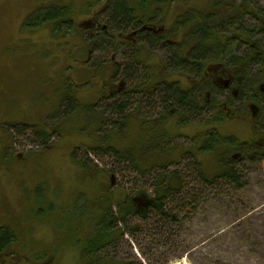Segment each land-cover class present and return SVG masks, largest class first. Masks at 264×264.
Wrapping results in <instances>:
<instances>
[{
  "label": "rangeland",
  "instance_id": "1",
  "mask_svg": "<svg viewBox=\"0 0 264 264\" xmlns=\"http://www.w3.org/2000/svg\"><path fill=\"white\" fill-rule=\"evenodd\" d=\"M39 1L42 0H11L0 4V34L12 30L13 35L6 41L8 43L0 42L5 44L2 51L7 54V61L0 62V131L4 130L0 133V227H12L17 238L1 256V264H91L89 259L84 260L83 249L90 239L89 234L98 228L108 209V189L114 186L120 191L113 195L124 191L131 197L146 191L149 199L154 195L152 185L162 171L157 168L151 173L135 172L129 159L119 164L108 153L112 148L122 152L133 148L129 152L136 162H140L141 157L146 163L152 152L157 153L154 156L157 163L171 161L165 177L179 171L184 182L182 195L185 193L195 201L197 210L190 212L186 207L181 213L175 206L171 207V215L177 221L163 238V234L160 238L156 231H151L153 217L146 222L133 218L129 225L137 229V233L130 235L122 228L127 234L117 251L92 256V259L96 257V262L98 258L97 264H264V160L257 157L254 162L245 160L239 162L241 166H234L242 175L239 177L242 178L241 190L231 187L217 190L218 185L206 196V191L202 193V187L196 183L201 179L192 159L196 157L201 161L211 179L219 172L217 158L199 151L209 132L216 130L222 137L233 136L241 142L256 143L259 139L255 137L254 125L259 119L253 117L256 108L251 105L258 108L260 116L264 113V96L258 102L237 101L229 91H222L228 75L222 76L221 82L210 84L205 94L208 100L218 101L220 105L216 102V109L211 108L198 116L200 123L192 121L198 124L189 125L185 123V115L174 117L164 111L154 95L149 96L141 90L134 97L133 107L135 110V103H138L144 106V111L127 116L125 127L121 128L114 125L118 117L107 110L114 99L102 101L101 112L88 106L109 96L104 85L112 88V93L118 89L130 93L137 90V83L127 85L119 76L118 66L136 67L135 77L141 81L139 84H144L149 79L147 73L152 71L156 81L159 64L163 67V63L156 61L164 62L166 52L157 51L153 57L147 55L146 59L154 63L133 65L131 62L137 59V52L132 44L137 37L131 32L125 39L111 34L114 45L106 53L99 52L104 33L101 29L106 23L105 10L109 4L106 0L93 7L90 5L95 1L91 0H62L64 5L71 3L76 14L74 28L68 36H59L52 28L22 33L25 17L37 9ZM169 2L172 4L166 7L171 10L168 12L170 18L182 15V8L192 7L209 15L214 3L229 8V4L242 0H187L188 4L184 5ZM248 2L264 18V0ZM173 22L176 21L155 20L153 25L157 28L164 25V30L168 31ZM211 22L214 24L215 20ZM248 24H251L250 19ZM177 36L183 37V33ZM258 41L264 47V36ZM232 46L233 55L247 51L241 43L234 42ZM91 48L97 52L94 58L97 67L87 65L92 64ZM112 63L115 68L111 70ZM208 64L202 74L210 68L213 72H209L208 77L222 75H218L221 67ZM82 65L88 71H79ZM225 69L227 74L233 75L234 70ZM258 72L255 65L250 67L247 72L249 85L254 83L250 77L256 76V83L264 88V76ZM187 75L196 80L200 74L188 72ZM171 77L167 75L170 80ZM165 82L172 83L166 79ZM185 86L182 83V88L188 89ZM224 103L239 115L222 110L221 121H217ZM102 119H108L109 123L101 132ZM17 122H27L31 129H20L19 133L2 127L5 123ZM141 122H146L148 127H143ZM32 126L43 129L49 137L43 139ZM167 137L173 139L168 146ZM100 145L104 149L97 152L98 156L88 150V146ZM159 154L165 155L159 157ZM243 157L239 155L235 161ZM136 197L141 203V195ZM40 259L42 261H35Z\"/></svg>",
  "mask_w": 264,
  "mask_h": 264
},
{
  "label": "trees",
  "instance_id": "2",
  "mask_svg": "<svg viewBox=\"0 0 264 264\" xmlns=\"http://www.w3.org/2000/svg\"><path fill=\"white\" fill-rule=\"evenodd\" d=\"M92 1L95 2L91 4L90 7L96 5L97 2H102V0H91L90 2ZM107 1H109V6L106 5V23L103 26H106L108 31L112 34H117V36L126 32H134L137 35L146 36L152 41V44H150L151 47L155 49L159 46L157 47L159 52H166L165 61L167 60L165 64L163 63V67L159 64V75L156 81H154V71H152L147 73V77L150 79L149 83L144 85L139 84L141 81L135 77L137 76L136 68L130 67L127 76L131 78V83L138 84L137 90L132 91L130 95H125L121 94V90L118 89L114 91L113 94L101 98L104 101L114 99L112 107L107 109L110 114L114 115L113 117H118V120L114 121V125L123 128L125 127L127 116H135L136 112L140 110H142L141 112L144 111V106L138 105V103H135V110L133 107L135 98L132 97V95L139 93L141 90L146 92L149 96L154 95L164 111L169 114H174V117L181 118L185 115V117H187L185 119L186 124H194L192 121L200 120L201 118L198 116H203V114L209 112L211 108H217L216 101L212 100L211 102L205 95L207 90L205 88L209 85L203 82L197 84L189 83L188 89L184 90L182 88V83H168L165 82V79L167 75H171L167 74L166 71H173L172 74L189 72L202 75L206 63H225L229 68L238 69L236 73V87L241 92L243 96L242 99L248 96L250 97L251 94H255L256 97L258 96L259 100L264 96L262 93L263 90L260 88L261 86L259 87L256 83V76L250 77L254 82L252 86L249 85L248 82L249 75H247V72L251 66L253 67L255 65V68L259 70L257 74L264 76V47L260 44V41H258L259 37L264 36V18L259 15L256 8H251L252 6L250 2H248L249 0H242V2L238 4L234 2L229 4V8H227V6L225 8L224 4L221 6L218 3H214L212 5V12H209V15L205 14L203 10L198 11L195 8H182L184 10L183 14L174 16V21L177 22L173 28V35L174 38H176L178 34L183 33V37L175 41V44L172 45H169V37L162 35V32H159L155 26L156 24L153 25L155 20L167 22V19H171V17H168V12L171 10L166 7L172 4L169 2L170 0H106V2ZM172 1L176 3L180 0ZM4 2L10 3L11 0H0V4ZM39 2L41 4L37 6V9L25 17L26 19L23 21L21 32L24 33L27 30H31V32L34 33L35 31L52 28L54 32L57 31L56 33L59 36L64 34L68 36V33L74 28V18L76 17V14L73 12L74 9L71 8V3L69 5H64V3H61L62 0H42ZM89 11L90 9L88 12ZM177 16L178 19L176 20ZM213 19L215 20L214 24L211 22L214 21ZM248 19H250L251 24H248ZM160 26H158V28ZM11 32L12 30L0 34V42L8 43L6 41L13 36ZM20 38L22 37L20 36ZM107 38L110 39V41L108 43L105 41L101 42L98 48L99 52L106 53L107 50L114 45V40H112L113 37L109 35ZM234 42L241 43L247 51L245 53L239 52V54L233 55L231 49L233 48L232 45ZM87 44H89V41ZM4 47L5 44H0V62L2 63L7 61L5 57L7 54L2 51ZM186 51L187 55L184 58V53ZM186 59L187 62H181ZM176 61L180 63H175ZM11 63H13V60H11ZM79 71L86 72L88 70L82 65ZM159 79H161L160 83ZM137 80L139 83L135 82ZM134 84L131 88L134 87ZM75 102L79 104L77 101ZM101 106L102 104L98 103L95 107H88L93 111L101 112L99 110ZM81 108L87 109V107L83 106H81ZM102 120L103 122H100L102 124V126L100 125L101 128L109 123L108 119ZM263 121L264 114L261 115L259 122L255 124V137L258 139L264 138ZM141 123L143 127L148 125L146 122ZM4 126L7 127V129L11 128L19 133H21L22 129H31L29 128L31 125L27 122H17L16 124L5 123L2 127ZM32 127L35 129L34 132H36V134L41 135L40 137L43 136V139L49 137L42 132L43 129L38 130L37 126ZM103 128L100 130L101 132ZM3 131L4 130H1L0 133ZM8 135H10L9 131ZM172 141L173 139L167 137L166 146ZM167 149L169 150V148ZM92 150L95 153L101 152L103 147L100 146ZM129 150H133V148L126 149L124 150L125 152L112 148L108 153L112 154V157H114L119 164L125 163L126 160L129 159L135 172L140 174L151 173L154 169L160 168V170H162L161 175L157 176L158 179L155 184L152 185L156 190V195L153 196V199L151 197L149 198L151 206L144 212H140L132 200L125 205L120 203L118 205V207L120 206L119 213L118 211L115 213L111 209L112 204L109 206V210L104 213L102 221L98 224V228H95V231L89 234L90 239L85 242L83 258L84 260L89 259L91 264H97L99 261L97 258L96 262V257L92 259V256L105 251L108 245L112 246L119 240L123 241L127 233L126 229L129 231L130 235L137 233L138 230H134L129 225V222L133 218L138 217L146 222L150 221L149 219L153 217L154 221L150 225L151 230H160L159 226L162 224V229L165 230L162 235L163 238V236H168L166 231L169 224H171L170 227H172L174 221H177V218L171 215V207L173 208L175 206L176 211L179 209L178 212L181 213L184 212L186 207H189L190 212H192L193 209L197 210V207H194L197 203L194 204L195 201L189 196H185V193L184 196L182 195L181 190L184 182L182 175L178 173L179 171L173 173L170 177H165L167 176L165 175L166 171L172 166L171 161H160V163H157L154 159L157 153L152 152L147 156L149 161H146V163H144L141 157L140 162H136L134 161L133 153L129 152ZM199 151L209 156L212 155V157L217 158L218 161V165H216L219 171L218 175L209 179L207 170L201 161H197L196 157H192L194 166L199 175L198 177L201 179L196 180V183L202 187V193L206 191V196L209 195L208 193L212 192L211 190H216L218 185L219 187L217 190L221 188L222 190H228L230 187L241 190L242 178L239 177L242 175H239L238 172L235 171L234 166H241L239 162L245 160L254 162L257 157L260 160H264V157H262L263 152L260 147L253 145L251 142H241L233 136L222 137L216 130L206 135V139L203 141V145ZM169 154L170 152L168 151L167 155ZM163 155L165 154H159L158 156L162 157ZM239 155H243V159L241 161H235L236 157ZM180 165L181 163L178 162V166ZM90 170H93V168H90ZM143 192L145 195L147 194L146 191ZM200 195L199 192L196 197L199 198ZM118 224L126 228L124 232ZM16 239L12 227H0V264L2 254L8 251V248Z\"/></svg>",
  "mask_w": 264,
  "mask_h": 264
},
{
  "label": "flooded vegetation",
  "instance_id": "3",
  "mask_svg": "<svg viewBox=\"0 0 264 264\" xmlns=\"http://www.w3.org/2000/svg\"><path fill=\"white\" fill-rule=\"evenodd\" d=\"M178 2H180V3H183V5L184 4H188V2H187V0H180V1H178ZM190 8H192V7H190ZM171 19L172 20H174V16H171ZM178 18H176V20H177ZM168 20V19H167ZM106 22V21H105ZM177 22V21H176ZM176 22H173L172 23V27H171V29L170 30H168V31H165L164 29H165V27L164 26H160L159 28H157L158 29V31L159 32H162V35H166V36H168L169 37V45H172V44H175V41H177V40H179L181 37H176V38H174V35H173V28H174V26L176 25ZM166 26V25H165ZM104 28L103 29H101V30H103L104 31V33L102 32V36H101V38H100V41L101 42H106V43H108L109 41H110V39H108L107 37L109 36V35H111L112 33L110 32V31H108L107 29H106V26H103ZM163 30H164V32H163ZM130 32H126V33H122V35H118V36H121L122 38L124 37V39L126 38V37H128L127 35H130V34H134V36H136L137 37V39H136V41L134 42V44H132V45H134V49H135V52H137V59H135L134 61H132L131 63L134 65L135 63H154V62H151L150 60H148V59H146L147 58V55H149V56H151V57H153L154 56V54L158 51L157 49V47H159V46H157L155 49L153 48V47H151L150 46V44H152V41L150 40V39H148L146 36H140V35H137V34H135L134 32H131L130 34H129ZM106 37V38H105ZM100 42V43H101ZM149 45V46H148ZM188 51V50H187ZM187 51L184 53L185 54V56H184V58L186 57V55H187ZM97 52L96 51H91V58H90V61H91V63H92V61L94 60V58H95V54H96ZM136 54V53H135ZM140 56H142V57H140ZM139 57H140V60H139ZM167 61V60H166ZM166 61L164 60V62L163 61H156V63H166ZM181 62H183V63H185V62H187V59L186 60H182ZM175 63H180V62H178V61H176ZM211 65H216V66H219V63H212ZM94 66H98V63L96 62V63H94ZM119 67V66H118ZM131 67V65H128V66H124V68L123 67H119L120 68V75L119 76H121L122 78H123V80H124V82H127V85H128V83H130L131 82V78L129 77V76H127V72H128V69ZM136 68V67H135ZM137 71V70H136ZM171 72H173V71H171ZM209 72H213V70H211V69H209ZM209 72L207 73V75H209ZM221 72V71H220ZM219 72V73H220ZM226 72H224L223 70H222V74H224L225 76H226V74H225ZM175 76H177L176 77V82H179V83H189V82H194L187 74H185V72H182V73H179V74H172V80H173V82H174V79H175ZM202 78V79H201ZM212 78V77H211ZM214 78V77H213ZM216 78V77H215ZM220 77H218L217 79H216V83H219V81L221 82V80H218ZM138 79V78H137ZM168 78H166V80H167ZM198 81L200 82V80H202V82H206V80L208 81V82H213V83H215V80L214 81H211V80H209L208 78H206V75L203 73L201 76H198ZM149 80V79H148ZM147 80V81H148ZM145 82L144 84H147V83H149V81L148 82ZM137 82L139 83V81L137 80ZM207 82V83H208ZM229 82H231V79H228V81H227V83H229ZM125 84V83H124ZM144 84H141V85H144ZM120 93L121 94H125V95H130L131 93L130 92H128V91H126V89L125 90H121L120 91ZM128 93V94H127ZM135 95H136V93L135 94H133L132 95V97H135ZM225 106H227L226 104H225ZM257 147H260L261 148V150L264 152V140H262V142H261V139H259L257 142ZM127 193V192H126ZM124 191H121V193H120V196L122 197V204H127V203H130L131 202V200L136 204V207H137V209L140 211V212H144V211H147L149 208H150V206H151V202L149 201V199L148 198H146V195L144 194V192H139L136 196H138V195H141V198H143V200H141V203H138V201H139V199L140 198H138V197H136V196H134V197H136V198H134V197H131L128 193L126 194ZM154 195H156V190L154 189ZM146 200L148 201V202H146ZM116 205V204H115ZM116 207V206H115ZM119 210H120V206L118 207V208H116V211H118V213H119ZM170 225L171 224H169V227H168V229H167V233L169 232V228H170ZM160 230L158 231V230H155L156 231V233H158L159 234V236L158 237H160L161 238V235L163 234V232L165 231L164 229H162L163 228V225L162 224H160ZM151 231H153V233H154V230H151ZM155 236V235H154ZM153 236V237H154ZM122 241L121 240H119V241H117V242H115V244L114 245H108L107 246V248H106V250L105 251H102V254H105V253H109V252H116L117 251V249L119 248V245H120V243H121ZM51 259H54V257H50Z\"/></svg>",
  "mask_w": 264,
  "mask_h": 264
}]
</instances>
